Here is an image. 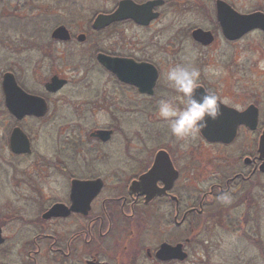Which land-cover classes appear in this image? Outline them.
Instances as JSON below:
<instances>
[{"label": "flooded vegetation", "instance_id": "af4514ba", "mask_svg": "<svg viewBox=\"0 0 264 264\" xmlns=\"http://www.w3.org/2000/svg\"><path fill=\"white\" fill-rule=\"evenodd\" d=\"M124 1H131L138 6L150 2H159V4L152 7L151 14L154 18L150 20L148 25L139 24L134 18H127L111 22L102 28L94 27L95 20L99 15H113ZM63 2L68 3V0H43L39 6L43 11L39 15L33 16L31 12H28L32 7L30 0H0V19L4 21L5 27L7 24L8 27L13 24H25L29 20L32 21L33 17H38L35 20L45 30L46 37L41 38L43 40L41 44L43 58L40 62L43 68L32 66L30 57L20 58L21 55L24 53L28 55L27 53L32 50V43L28 39H25L23 44L24 53L21 51L22 45L18 47L16 42L20 38L12 40V43H0V109L3 111L4 119L6 118L12 125L7 139L10 157L21 158L33 155L32 138L27 132H30V129H27L28 124H45L44 127L46 128L51 121H58V117L55 119L50 117L52 98L64 92L70 84H76V77L66 76L65 70L66 68L70 70V67L73 66L71 70L76 72L77 46L88 45L90 47V68H87V71L90 75H94V83L88 86L90 90L88 95L90 94L91 97L88 104L91 109L96 106L99 111L105 112L109 124L104 128L96 127L90 132V139H88L81 130L76 135L75 119L71 142L69 143L70 140L67 137L68 144L66 146L59 144L58 148L61 147L62 149L56 148L52 151L56 160L51 161L41 157L43 165L28 167L23 171L24 173H21L20 177L14 178L13 183L17 182L19 188L13 186V189L16 188V190L9 200V204L11 203L13 208L11 207L6 214H0V228L4 239L0 245V264H144V262L148 264H184L190 257L189 247L192 238L204 230L203 226L200 227L201 224L197 227L198 219L203 220L204 217L208 216L213 218L214 212L220 211L219 209L221 211L228 210L231 206L222 207L225 203L221 201V196L236 194L238 191L240 193L242 183L251 182L253 178L264 175L260 170L264 161L261 160L259 153V140L264 129V101H258L257 97H252V100L242 102L245 106L240 107L233 102L225 101L223 97L226 95L229 98L241 100V96L237 95L235 89L225 93V88L220 87L224 81L226 82V77L229 76L232 81H239V69L236 60L238 51L237 49L235 51L239 42L253 32L262 33V31L255 30L242 39L229 40L225 37L218 18L219 2H223L234 12L245 15L264 14V0L252 2L247 0H113L105 10L97 12L90 23L88 22L87 29L89 28V32H76V1H73L70 6L65 5L66 10L70 11L71 16H69L72 21H56L51 26L48 22L47 27H43L49 18L63 13ZM247 4H252L250 9L247 8ZM167 9L172 12L169 14L176 15L177 20H180L179 24H182V28L191 29L190 37L191 42L195 44L194 48L207 53L219 46L234 50V59L230 67L232 73L219 76V85L212 82L215 76L201 74L198 85L202 89V91L200 90L201 94L203 95L205 92L214 93L219 103L240 112L252 105L259 110L257 129L250 130L246 126H241L236 140L231 145L209 143L201 133L198 134L201 137L202 145H212L224 149L234 146L241 134H244L245 138H249L245 144V152L240 150L243 154L241 166L243 169L240 167V169H235L236 172L233 171L232 176L222 173L220 170V173L213 178L214 181L208 191L205 192L203 189H198L197 192H193L191 189L190 169L194 166L192 153L195 151L191 149L192 147L176 149L173 140L177 139L172 134L162 132L159 128L161 122H167L158 116V102L161 99H168L181 107L184 103L166 76V73L175 66V63H170L167 59L156 63L151 56L156 51L155 41L150 39L144 43L142 38L129 39L124 31L130 26L142 31H151L157 28L162 23L165 14L168 13L166 12ZM198 15L204 21L211 22L210 28L204 29L202 25L198 26L193 21L186 20L188 16L198 17ZM26 19L28 20L26 21ZM18 20H24V22ZM176 24L178 26L177 21ZM60 27H65L68 30L70 35L68 40L53 37L54 31ZM168 27H171L170 24ZM21 28L24 30L26 26ZM198 29L210 32L214 38L213 42L209 45L197 42L193 38V32ZM104 34L106 41L111 40V44L103 49L99 45L100 39L96 37ZM81 36L84 38H80ZM0 40L2 41V39ZM100 55L154 67L157 71V80L152 93L141 92L140 88L133 84L136 80L139 81L138 74L132 76L131 82L121 81L116 74L99 62ZM68 61L72 62L73 65L69 64ZM179 63L183 62L180 60ZM226 69L229 70V67ZM33 73L39 76L40 73H43L48 78L40 82L41 91L32 90L25 83L26 81L22 80L23 78L27 80ZM7 74H11L15 78L18 86L24 92L41 97L46 101L47 112L43 117L26 116L19 120L10 113L6 106L3 89L4 77ZM54 79L66 80L67 83L60 90L51 92L48 85ZM142 88L144 89L145 86ZM202 95L199 94L198 96ZM151 121L155 127L158 125L155 128L157 139L166 141L170 137L169 143L167 142V145L161 146L158 150L148 149L150 141H146L148 138L143 135L142 142H136L135 145L131 144L128 140L129 137L126 135L123 138L120 133L121 129L118 128L121 125L129 127L133 124L146 126ZM22 125H25L26 128L24 126L25 129H23ZM16 128H20L29 138L32 148L30 154L19 155L12 152L10 139ZM99 130L111 131L110 140L103 142L92 136ZM114 144L118 146L111 149ZM122 146H125L124 150H120ZM160 151H164L168 155L169 164L172 165L173 171L178 172L179 176L163 196H156L148 201V194H142L139 190H132V185L152 170ZM199 159L202 160L200 155ZM69 163L73 164L70 165ZM16 173L19 172L16 171ZM158 179L149 180V187L165 188L164 181ZM76 180L101 182V188L96 196L91 198L89 208H83L81 211H76V203H86L93 196L95 190L94 187H91V189L82 190L81 188L76 191L75 187L73 191V182ZM204 183H207L206 180ZM149 194L151 195V192ZM59 205L64 206V211L46 218L51 209ZM68 211L69 214H67ZM222 214L224 213L222 212ZM226 217L223 215L221 220H225ZM144 222L148 227L145 231V240L141 236L143 232L140 234V231L137 230L144 226ZM155 227L157 229L164 227L168 232L174 234L179 232V238L174 243L170 241L157 243L155 248L146 246V235ZM195 227H197V231H195ZM7 231H9V236L6 235ZM163 244L173 247L182 245L184 253L188 254V259L185 261L160 260L157 253ZM132 253L134 257L131 259Z\"/></svg>", "mask_w": 264, "mask_h": 264}, {"label": "rangeland", "instance_id": "374dc122", "mask_svg": "<svg viewBox=\"0 0 264 264\" xmlns=\"http://www.w3.org/2000/svg\"><path fill=\"white\" fill-rule=\"evenodd\" d=\"M73 1H76V32H89L87 29L88 22L90 23L93 16L100 10H105L111 1L113 0H68V3L63 2L64 5L63 13L57 15H51L54 17L47 18L48 20L44 23L43 27L51 26L56 21L70 22L72 18L70 17V11L66 10V6H70ZM252 2L254 0H247ZM43 0H30V5L32 7L28 12H31L33 16L39 15L43 10L40 9V5ZM252 5V4H251ZM249 4L247 8L250 9ZM2 6V5H1ZM3 10V9H2ZM165 14V17L162 20V23L155 29L151 31H142L134 27H128L125 31L126 37L129 39H139L142 38L144 43L147 40L152 39L156 44V51L151 54L152 59L156 63L161 62L164 59L174 62L182 61L183 63H189L192 67H195L199 70L201 74H207L209 76H215L212 79V82L215 85H219V76L222 74L232 73L230 67L234 59L232 48L225 46H219L213 48V50L203 52L202 50L194 48V43L191 42V29L182 28L179 24L180 20H177L176 15L169 13ZM70 15V16H69ZM38 17H33L32 21H27L25 24H13L12 26L6 27L3 25V22L0 19V43H12L14 39L16 40L18 47L22 45L21 51L24 53V41L28 39L32 43V50L29 51L26 55H21L22 59L24 56L26 58L32 59V66L37 68H43L40 60L42 57V39L45 37V30L41 27L39 23L35 20ZM36 22H35V21ZM189 22L193 21L195 25H202V28L208 29L211 26V22H206L200 18V16H188ZM24 22V20H18ZM178 23V26L176 24ZM210 21V20H209ZM40 22V21H39ZM170 24L171 27H168ZM24 30H21V27H25ZM48 26V27H49ZM5 27V28H3ZM16 29V30H15ZM96 37V36H95ZM99 38L100 48H107L111 44V40L106 41V35L97 36ZM151 41V43H152ZM88 45L77 46L76 47V72L71 66L66 68V76L76 77V84H70V86L61 94L52 98V107H51V118H57L58 121H51L46 128L45 124L40 123H30L27 125V129H30V137L32 138L33 150L34 153L32 156L13 158L10 157L9 147H8V134L11 131L12 125L4 119L3 111L0 109V214H6L9 209L13 206L9 200L13 197L15 189L13 186H17V182H14V178L20 177L21 173L28 167L41 166L44 163L41 162V157L47 158L48 160H56L53 156V152L58 148L59 144L66 146L68 142L66 141L67 137H72L75 119H76V135L81 130L83 135L89 138L90 132H92L96 127L104 128L107 127L109 122L105 112L99 111L96 106L91 109V106L88 104L91 97L88 92L90 91L88 86L94 83V75L89 74L87 68H90L89 61V51ZM238 51V56L236 57L238 69H239V81L234 82L232 78L226 77V82L224 81L223 86L225 88V93L231 92L234 90L237 95L241 96V100L229 98L225 96L224 99L227 102H233L240 107H244L242 102L252 100V97H257L258 101H264V41L263 34L259 31L253 32L245 37L239 42L235 51ZM193 53L195 54L193 57ZM168 54V55H167ZM210 55V57H207ZM74 57V55H71ZM188 57V58H187ZM189 60H187V59ZM175 60V61H174ZM69 64L73 65L72 62L68 61ZM81 64V65H78ZM82 67H78V66ZM229 67V70L226 68ZM236 68V67H235ZM44 70V69H43ZM237 75L235 74V77ZM48 79L40 73V76L33 73L25 83L29 85V88L32 90H42L41 81ZM103 79V84H104ZM234 88V89H233ZM231 93V94H236ZM242 105V106H241ZM99 111V112H98ZM58 124V125H56ZM155 124L150 122L146 126L130 125L119 126L120 133L124 138L126 135L129 137L128 140L131 144L135 145L136 142H142L143 136L148 138L146 141H150V150H158L161 146L167 145L168 140L166 141L157 139V134L154 126ZM25 125H22L23 129ZM30 127V128H29ZM159 128L162 132H167L171 135V132L168 127V123L161 122ZM126 131V132H125ZM120 135V136H121ZM143 135V136H142ZM244 134H241L237 143L224 149L221 147H213L212 145L204 146L201 144V137L198 135L196 138L185 139V140H173V143L176 149H188L191 148L195 153H192L193 165L190 169L192 191L197 192L198 189H203V191H208L211 183L214 181L213 178L220 173L233 175L235 169H240L243 163V154L240 152H245V147L249 138H245ZM121 139V138H120ZM173 138L171 137V140ZM145 141V142H146ZM67 142V143H66ZM155 143V144H153ZM169 143V142H168ZM118 145H112L111 149L116 148ZM147 146V144H146ZM240 148V149H239ZM58 149H62L59 147ZM66 149V148H65ZM125 146L120 147V150H124ZM135 149V148H134ZM146 149V147H145ZM69 151V150H67ZM67 155H69L67 153ZM199 155L202 160L199 159ZM204 159H203V157ZM68 159V157H66ZM210 161V162H207ZM241 161V162H240ZM221 162V163H220ZM72 165L73 163H69ZM240 167V168H239ZM243 169V168H241ZM18 171L19 173H16ZM206 180L207 183H204ZM19 181V180H16ZM201 182H203L201 184ZM19 184V183H18ZM207 184L208 187L205 189L203 185ZM256 188V189H255ZM241 193L239 191L234 195L231 193L229 195L231 202L222 205V207H238V214L234 217H239L237 221L244 222L249 219L252 220L250 225H239L233 228H230V223L221 221L223 215H233L232 209L228 210L219 209L220 211H215L213 215L214 220L211 216L204 217L203 220L198 219L196 222L198 225L203 226V232L194 236L189 247L190 257L188 261L184 264H264V175H259L252 180L251 182H246L241 184ZM244 189L253 191L256 202L258 201L262 207H259L256 211L258 216H253V218L248 217L249 213L247 212V206L250 205L251 200L250 196H247L248 191ZM246 193V194H243ZM253 199V198H252ZM234 202V203H233ZM243 211L239 206H242ZM219 207V205H218ZM217 207V208H218ZM231 208V207H230ZM255 209V208H254ZM225 211V212H224ZM222 212L224 214H222ZM237 213V210H236ZM257 217V219H256ZM212 218V219H211ZM242 220V221H241ZM8 226V225H7ZM194 227V226H193ZM197 227L195 231H197ZM147 224L144 222V226L138 228L141 236L145 240V231L147 230ZM247 230V231H246ZM9 231L6 232V235L9 236ZM179 238V232L174 234L170 233L164 227L161 229L152 228L149 233L146 235V246L155 248L157 243L163 241H170L171 243ZM130 252H132L130 250ZM133 255V253H132ZM134 257L130 255L132 259ZM134 263V262H133ZM144 264H148L144 262Z\"/></svg>", "mask_w": 264, "mask_h": 264}, {"label": "water", "instance_id": "95a60500", "mask_svg": "<svg viewBox=\"0 0 264 264\" xmlns=\"http://www.w3.org/2000/svg\"><path fill=\"white\" fill-rule=\"evenodd\" d=\"M159 2H150L142 6L135 5L131 1H124L120 4L119 9L113 15H99L94 27L102 28L114 21H121L127 18H134V20L142 25H148L150 20L154 18L151 14V9ZM218 18L222 25L223 33L229 40H239L248 33L261 30L264 35V14H238L234 12L230 7L226 6L223 2L218 4ZM53 37L61 40H68L70 38L69 32L65 27L56 29L53 33ZM80 38H84L81 36ZM193 38L204 45H209L213 42L214 38L210 32L202 29L195 30L193 32ZM264 38V36H263ZM99 62L105 66L108 70L112 71L118 76L121 81L131 82L132 76H137L139 81L136 80L137 85L141 92L152 93L155 82L157 80V71L154 67L147 64H134L133 61L123 60L120 58H110L105 55L99 56ZM136 78V77H135ZM66 80L54 79L49 85L48 89L51 92H56L66 85ZM142 86H145L143 89ZM3 89L6 98V106L10 113L17 119L21 120L26 116L43 117L47 112L46 101L38 96L29 95L22 90L15 78L11 74H7L4 77ZM201 88H197L194 96L199 99L201 96ZM207 127L203 128L201 135L209 143H222L225 145L232 144L238 134V130L241 126H246L250 130H256L259 123V110L255 106H249L244 111H238L233 108H229L219 103V115L215 119H207ZM111 131L99 130L92 134V136L99 138L103 142H107L111 138ZM10 148L15 154H30L32 152L31 143L27 135L20 129L16 128L10 139ZM259 153L261 160L264 161V129L259 140ZM168 155L164 151H160L156 157V161L152 170L146 175L140 178V181L134 182L132 190H139L142 194H148L147 200L155 198L156 196H163L168 191L172 184L178 179V172L173 171L172 165L169 166ZM261 173H264V163L261 167ZM162 179L166 184L165 188H150L149 180ZM100 183V184H99ZM76 187V191L82 188L91 189L94 187L95 193L90 197L86 203H76V211H81L83 208H89L91 198L96 196L101 188V182H86L76 180L73 182V191ZM151 192V195L149 194ZM73 197V196H72ZM64 206H55L46 215V218L55 216L58 212H63ZM70 212L68 211L67 214ZM86 213V212H85ZM4 242L2 237V231L0 228V245ZM157 256L162 261L179 260L185 261L188 258V254L184 253L182 245L173 247L168 244H163L157 253Z\"/></svg>", "mask_w": 264, "mask_h": 264}, {"label": "clouds", "instance_id": "9594fccd", "mask_svg": "<svg viewBox=\"0 0 264 264\" xmlns=\"http://www.w3.org/2000/svg\"><path fill=\"white\" fill-rule=\"evenodd\" d=\"M193 53V57H194ZM187 59V58H186ZM167 80L174 91L183 99V106H178L168 99L158 102V116L168 123L169 130L176 139L196 138L203 128L207 127V119H215L219 115V102L214 93L205 92L199 99L194 93L199 85L200 72L187 63L173 66L167 73ZM207 189L208 185H203ZM225 204L230 197H220Z\"/></svg>", "mask_w": 264, "mask_h": 264}, {"label": "trees", "instance_id": "16d2710c", "mask_svg": "<svg viewBox=\"0 0 264 264\" xmlns=\"http://www.w3.org/2000/svg\"><path fill=\"white\" fill-rule=\"evenodd\" d=\"M69 143L71 142V138L69 137ZM253 180H255L254 178H253ZM256 189V188H255ZM246 192L248 191V195L247 196H250V198H251V200H254V202L252 201V202H250V204H251V206L250 205H248L247 206V212L246 213H249V215H248V217H250V218H253V216H258V214H257V210H258V208L259 207H262L261 205H260V203L257 201L256 202V198L254 197V193H253V191H252V189L251 190H248V189H244ZM241 193V192H240ZM239 193V194H240ZM243 194H246V193H243ZM234 195H236V194H234ZM253 198V199H252ZM234 203V202H233ZM233 205V204H232ZM231 205V208H229L228 209V212L232 209L233 211H232V213H233V215H226L227 217H226V219H225V222H229L230 223V228H233V227H236V226H241V225H250L252 222V220H249V219H247V220H245V223L243 222H240V221H237V220H240V219H238V218H240L239 217V215H238V217H234L236 214H238L239 212H238V207H234V206H232ZM240 207V209L243 211L244 209H242L243 208V205L242 206H239ZM255 208V209H254ZM219 209V208H218ZM236 210H237V213H236ZM256 219H257V217H256ZM221 221H224V220H221ZM242 221V220H241ZM247 231V230H246Z\"/></svg>", "mask_w": 264, "mask_h": 264}]
</instances>
